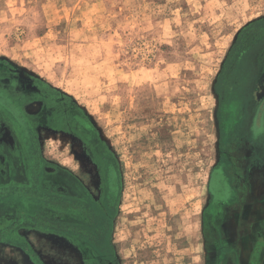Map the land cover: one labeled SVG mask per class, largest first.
Here are the masks:
<instances>
[{
	"label": "rangeland",
	"instance_id": "374dc122",
	"mask_svg": "<svg viewBox=\"0 0 264 264\" xmlns=\"http://www.w3.org/2000/svg\"><path fill=\"white\" fill-rule=\"evenodd\" d=\"M259 34L264 0H0V264H264L249 106H229ZM98 168L100 249L50 212Z\"/></svg>",
	"mask_w": 264,
	"mask_h": 264
},
{
	"label": "flooded vegetation",
	"instance_id": "af4514ba",
	"mask_svg": "<svg viewBox=\"0 0 264 264\" xmlns=\"http://www.w3.org/2000/svg\"><path fill=\"white\" fill-rule=\"evenodd\" d=\"M257 36L258 40L255 41L256 43L264 38V34H259ZM246 46L239 65L245 66L247 64V69L245 76L243 75L244 78L242 77L243 82L241 88H236L234 90H252V93L249 94L250 96L248 98L244 100L237 99L236 102H233L234 105L229 106H234L232 109L236 110L238 114H246V107L249 106L248 114L245 115L247 119H243L244 121L241 119V122H244L246 127V132L239 135L240 138L244 139V146H246V148L244 147L245 154L243 152L242 154L247 158L244 174L240 179H242V181L247 180V184H249L255 182L260 176L264 177V47L258 50L255 48V43H252V41L248 42ZM252 79L257 81L255 87L251 86L249 83ZM250 86L252 88H250ZM241 100L243 102L242 105L240 104ZM10 136L13 137L14 135L12 136L11 134ZM23 137L26 138L27 134L25 133ZM18 144V150L20 148L21 154L22 149L25 150V143L21 141ZM234 152L236 153V151ZM98 170L99 184L97 183V186L81 182L73 177L72 172L68 171L66 175L70 177V181L67 185H64L66 187L67 196L57 192L54 193L50 207V212L54 213L56 216V220L51 224V228L57 230V232L81 236L84 240L87 239V243L96 249H100L103 246V230L99 225V221L101 220L100 216L104 215V217H107V210L111 207V188H109L108 185L110 181L109 177H107L101 169L98 168ZM218 171V169L215 171L213 177L216 175L218 176ZM231 175L232 173L228 172V183L231 187H236ZM92 183H95V181L93 180ZM225 185L224 180L219 187ZM225 191L226 190L219 191V193L222 192L220 195H225ZM231 191L233 193V189ZM96 192L98 193L97 198L95 196ZM235 193H239L238 188H235ZM227 200L225 204H235V200L231 202H229V199ZM113 209H115V206ZM72 222L74 224H71ZM92 235L94 237H92ZM109 264H114V262L109 261Z\"/></svg>",
	"mask_w": 264,
	"mask_h": 264
}]
</instances>
